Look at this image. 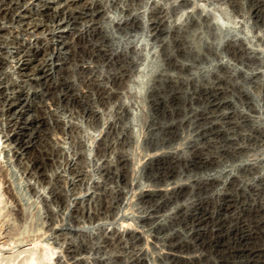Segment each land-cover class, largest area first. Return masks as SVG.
<instances>
[{
	"label": "rangeland",
	"instance_id": "1",
	"mask_svg": "<svg viewBox=\"0 0 264 264\" xmlns=\"http://www.w3.org/2000/svg\"><path fill=\"white\" fill-rule=\"evenodd\" d=\"M31 260L264 264V0H0V264Z\"/></svg>",
	"mask_w": 264,
	"mask_h": 264
},
{
	"label": "bare ground",
	"instance_id": "2",
	"mask_svg": "<svg viewBox=\"0 0 264 264\" xmlns=\"http://www.w3.org/2000/svg\"><path fill=\"white\" fill-rule=\"evenodd\" d=\"M9 192V191H8ZM8 224V223H7ZM28 263V262H27ZM28 264H35L34 260H31V262H29Z\"/></svg>",
	"mask_w": 264,
	"mask_h": 264
}]
</instances>
